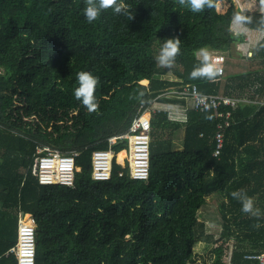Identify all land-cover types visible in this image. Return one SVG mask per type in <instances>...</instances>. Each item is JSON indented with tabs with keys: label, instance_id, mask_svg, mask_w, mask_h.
<instances>
[{
	"label": "trees",
	"instance_id": "16d2710c",
	"mask_svg": "<svg viewBox=\"0 0 264 264\" xmlns=\"http://www.w3.org/2000/svg\"><path fill=\"white\" fill-rule=\"evenodd\" d=\"M219 1L205 0L193 12L179 0H123L133 19L108 8L88 23L86 0H0V264H17L7 253L18 242L19 211L35 219L36 264H192L195 244L217 243L199 220L210 199L220 201L222 238L236 234L233 226L247 230L235 264H256L244 256L264 250V38L247 58L237 49L245 35L234 36L230 27L239 17L264 32V13L238 12L232 0L219 13ZM174 37L179 53L162 68L155 48ZM201 47L226 58L223 77L189 76ZM234 52L259 69L228 72ZM79 71L99 77L93 111L73 94ZM170 72L175 79L164 78ZM188 84L250 103L222 106V117L201 113L166 93ZM166 104L182 107V122L169 117ZM143 109L153 110L149 179L132 180L115 164L110 181H93L92 153L106 150ZM227 113L231 124L215 155ZM47 148L78 153L73 187L39 184L35 158ZM233 175L241 179L226 201ZM240 189L259 216L241 211L231 195ZM214 253L211 264H224L222 244Z\"/></svg>",
	"mask_w": 264,
	"mask_h": 264
},
{
	"label": "built area",
	"instance_id": "2783aa9c",
	"mask_svg": "<svg viewBox=\"0 0 264 264\" xmlns=\"http://www.w3.org/2000/svg\"><path fill=\"white\" fill-rule=\"evenodd\" d=\"M231 32L234 36L245 35L244 44H239V49L243 56L251 58L253 56V48L263 40L264 32L260 33L258 38H254V32L245 27L240 21L233 20L231 24ZM213 62L220 68L217 76L225 75L226 58L221 56H212ZM168 96H173L178 100L185 99L191 103L192 107L201 113L214 111L219 117L223 114L219 113L222 106L230 107L233 110L242 104L250 103L246 98H233L227 96H215L200 94L196 85H185L181 88L172 89L167 92ZM155 105V103H153ZM164 106V105H163ZM169 105L164 106L165 111L171 109ZM162 111V109H158ZM152 109H144L133 119L129 129L120 134L112 136L108 139V149L95 151L92 155V179L94 181H108L112 177L114 165H120L123 169H129L130 178L137 181H147L150 176V160H151V119ZM231 113H227L224 123L218 125L216 134L217 150L215 155L220 154V150L224 146L225 131L231 124ZM171 119H174L170 114ZM185 115H182V118ZM122 144L120 151L125 152V158L118 161V155L114 147ZM38 151L35 158L33 173L40 185H63L73 187L75 183L76 172L80 169L76 166V157L78 153L63 154L56 150L44 149ZM122 176V174H120ZM30 217L27 220V217ZM36 223L33 215L24 214L22 211L18 213V242L11 248L7 255L10 259H15L17 264H36ZM245 260L254 261L256 264H264V250L260 253H253L244 256Z\"/></svg>",
	"mask_w": 264,
	"mask_h": 264
},
{
	"label": "clouds",
	"instance_id": "9594fccd",
	"mask_svg": "<svg viewBox=\"0 0 264 264\" xmlns=\"http://www.w3.org/2000/svg\"><path fill=\"white\" fill-rule=\"evenodd\" d=\"M179 3L181 5H184L185 3H187V6L191 9V11L197 12L202 8V6L205 3V0H179ZM108 8H111L114 15H124V16L129 17L130 19L134 18L132 14L129 11H127V5L123 3V0H120V2H117V0H86V5L83 8L84 18L88 23H92L93 21L97 19L98 15L101 13L102 10H105ZM233 20L235 22L240 21L239 17H235ZM259 23L261 27H264V19H261ZM179 43H180V39L178 37L163 39V43L160 46L159 55L156 57V61L161 65H171L174 62L175 57L179 53ZM196 55L200 59V64L198 67H194L192 69V71L189 73V76L191 78L206 77L209 80L215 78L218 75L220 68L217 65H215V63L213 62V59L211 57L209 50L206 47H201L198 50H196ZM76 80L78 82V86L74 89V92H73L75 98L78 99L83 105H85L89 111L95 110L97 107L98 101L96 100L94 96V91L98 83L99 77L94 76L92 73L88 71H79L76 73ZM172 89H177V88H172ZM116 153H120V152H116ZM79 169L81 170V168ZM79 171H77L76 173H78ZM112 176H113V172H112ZM91 178H92V162H91ZM111 179L112 177L110 178V180ZM96 182H107V181H96ZM65 187H68V186H65ZM231 195L234 198H237L240 200L241 211L250 213L253 216H259L260 214L259 210L254 209L252 198L246 196L244 194L243 189H240L238 191H233ZM28 215H31V214H28Z\"/></svg>",
	"mask_w": 264,
	"mask_h": 264
},
{
	"label": "rangeland",
	"instance_id": "374dc122",
	"mask_svg": "<svg viewBox=\"0 0 264 264\" xmlns=\"http://www.w3.org/2000/svg\"><path fill=\"white\" fill-rule=\"evenodd\" d=\"M224 1L227 0H221L216 5L217 10L219 13L226 12V7L231 5V1H227L225 3ZM236 1V0H235ZM253 2V5L247 6L246 3ZM243 2H245V5H243ZM236 9L238 7L243 9V12L247 13H264V0H238L235 3H233ZM237 5V6H236ZM255 35V34H254ZM235 50L234 48L232 51ZM160 48H155V54L156 57L159 55ZM234 57L230 59L231 63L229 62V66L231 64V69H229L228 72L230 73H244L247 70H258L259 66L256 65L255 62H251L250 60H246L242 57H240L236 52H234ZM160 67L165 68L169 67L171 65H161ZM164 78L169 79H175L173 74L170 72L167 76H164ZM148 84V83H147ZM144 83V85H147ZM171 111V109H170ZM180 121V120H179ZM182 131H179L177 133V139H176V147L180 146V139L182 138ZM240 177H237V175H233L232 179L227 183L224 190L225 200L226 193L240 180ZM199 220L203 221L206 225V235L212 237L213 241H217L216 244H209L205 241H200L199 243L194 245V262L192 264H211L216 257V254L214 253L215 249L219 245H223L225 249V256H224V264H235V257L238 254V250H240V247L248 245L244 240V232H247L245 229H239L236 226L232 227V231H235V235L231 236L229 239L222 238V229H223V221L220 211V201H215L213 199H210V202L208 200V203L201 209ZM239 237V238H237Z\"/></svg>",
	"mask_w": 264,
	"mask_h": 264
},
{
	"label": "crops",
	"instance_id": "0c3cea01",
	"mask_svg": "<svg viewBox=\"0 0 264 264\" xmlns=\"http://www.w3.org/2000/svg\"><path fill=\"white\" fill-rule=\"evenodd\" d=\"M227 1H229V0H227ZM227 1H224L225 3H227ZM237 1V0H236ZM235 0H233V2L235 3L236 2ZM254 3L253 2H248V3H246V5L247 6H250V5H253ZM243 5H245V2H243ZM237 6V5H236ZM230 6H227L226 7V10H228V8H229ZM238 9H241V12L243 11V9L242 8H240V7H238L236 10L238 11ZM224 13H225V11H224ZM258 13H260V12H258ZM244 25V24H243ZM248 29H250V28H248ZM251 30H253V29H251ZM253 31H256V33L254 32V38H258V36L260 35V33H257V32H262V31H259V30H253ZM167 105H169L170 107H172V109H171V113H172V116H173V121H181L182 120V115H183V113L181 112V106L180 105H173V104H167ZM176 143V142H175ZM96 151H98V150H96ZM95 152V151H94ZM93 152V153H94ZM93 153H92V155H93ZM91 159H92V157H91ZM117 165V164H116ZM114 169V168H113Z\"/></svg>",
	"mask_w": 264,
	"mask_h": 264
},
{
	"label": "bare ground",
	"instance_id": "6f19581e",
	"mask_svg": "<svg viewBox=\"0 0 264 264\" xmlns=\"http://www.w3.org/2000/svg\"><path fill=\"white\" fill-rule=\"evenodd\" d=\"M238 1V0H237ZM218 6V4H217ZM125 158V152H121L119 155H118V161H122L123 159ZM29 216L27 217V220H29Z\"/></svg>",
	"mask_w": 264,
	"mask_h": 264
},
{
	"label": "water",
	"instance_id": "95a60500",
	"mask_svg": "<svg viewBox=\"0 0 264 264\" xmlns=\"http://www.w3.org/2000/svg\"><path fill=\"white\" fill-rule=\"evenodd\" d=\"M238 12H241V9H238Z\"/></svg>",
	"mask_w": 264,
	"mask_h": 264
}]
</instances>
